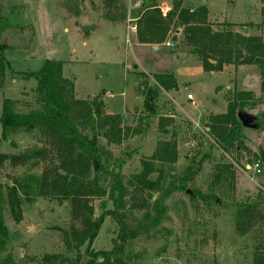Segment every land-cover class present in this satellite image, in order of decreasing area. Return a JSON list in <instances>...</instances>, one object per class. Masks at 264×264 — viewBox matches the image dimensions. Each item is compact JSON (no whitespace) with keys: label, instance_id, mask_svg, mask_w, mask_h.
Here are the masks:
<instances>
[{"label":"rangeland","instance_id":"rangeland-1","mask_svg":"<svg viewBox=\"0 0 264 264\" xmlns=\"http://www.w3.org/2000/svg\"><path fill=\"white\" fill-rule=\"evenodd\" d=\"M156 1L170 8L205 5L213 29L258 34L264 40V25L260 24L264 0ZM120 3L126 10L125 18L113 21L107 12L116 13V6L109 8L105 0H0V17L9 20L0 35L8 61L0 72V113L5 97L19 112L37 107L36 80L27 74L37 70L45 58L61 60L63 75L73 81L75 98L99 101L97 110L102 115L120 114V136L104 134L101 128L94 132L82 125L80 128L90 136L95 133L107 150L108 170L119 174L125 188L117 207L106 181L104 194L78 201L76 208L81 214L77 218L69 198L45 189L30 199L23 197L17 216L6 201L3 218L10 233L7 252L16 264H83L87 244L78 246L74 237L75 230L83 227V216L101 220L90 247L112 249L121 239L119 224L109 212L121 211L133 220L150 209L159 195L158 189L146 185L139 176L148 170L146 178L159 179L162 186L170 188L164 199L165 216L156 227L124 243L123 258L128 264H252L255 250L264 246V222L248 224L242 234L235 210L252 198L264 205V165L259 162V171L247 166L257 160L254 153L264 136L259 66L238 62L225 63L220 70H206L200 54L190 51L172 24L164 40L170 44L164 43L166 48L157 50L159 55L153 58L151 49L133 45L136 34L130 31L125 38L121 34L129 5L141 8L144 0ZM179 28L182 32V26ZM157 72L176 73L180 91L160 89L152 112L143 104L141 83L153 87L152 75ZM238 90L252 92L236 116L240 120L238 115H244L253 125L241 122L243 142L223 147L208 131L209 115L225 112ZM189 92L195 105L187 99ZM132 96L128 108L125 103ZM164 146L176 151L175 159H169V154L162 157ZM0 152L31 155L27 161L6 159L2 163L0 190L4 194L16 179L27 174L64 172L55 145L36 128L20 129L1 138ZM189 164L197 170L181 181ZM93 176L91 168L88 177Z\"/></svg>","mask_w":264,"mask_h":264},{"label":"trees","instance_id":"trees-1","mask_svg":"<svg viewBox=\"0 0 264 264\" xmlns=\"http://www.w3.org/2000/svg\"><path fill=\"white\" fill-rule=\"evenodd\" d=\"M120 1L105 0L109 8L116 6L117 9V12L113 14L108 9L107 17L110 20L125 18L126 10ZM207 13L208 9L205 5H198L195 8L173 5L165 14H162L156 0H144L143 11L137 18L136 37L139 42L159 43L166 39L171 24L175 28L182 26V40L189 46L191 52L200 54L202 66L206 70H220L225 63H255L259 66L263 76L261 87L264 92V40L258 34H241L230 28L213 29L207 21ZM260 24L264 25V17ZM8 26V17L1 16L0 35ZM5 47L6 44L0 40L1 73L8 63L3 53ZM27 75L36 80L35 95L38 105L27 112H19L14 109L10 98H3L0 113V139L20 129L36 128L55 145V151L60 159L59 167L64 172L52 170V172L46 171L41 175L27 174L16 179L7 188L5 194L0 190V264H16L12 254L6 249L10 238L3 218V206L6 201L12 213L17 216L20 215V202L23 197V199H30L32 194L45 189L48 193L53 192L55 195L69 198L73 207V215L77 218L80 212L76 208L78 201L88 195L104 194L103 185L106 181H109L107 187L110 198L117 207L122 201L125 190L119 174L108 170L106 166L108 154L104 145L98 141L95 133L90 136L80 128L82 125L92 132L96 128H101L104 134L111 132L120 136V114L102 115V112L97 110L99 101L92 99L89 102L75 98L73 81L63 75L61 60L45 58L37 70H32ZM152 76L155 82L153 87L142 82L141 90L145 93L144 106L153 112V100L158 91L174 89L177 81L171 72H157ZM251 96V91L238 90L229 100L225 112L209 115L208 131L223 147L236 146L243 142L241 121L236 116V110L242 108L244 101ZM162 150L163 158L169 154L171 155L169 159H175V150L170 151L166 146ZM40 153L41 151H36V155ZM28 156H31L30 153L0 152V166L6 159L27 161ZM254 156L264 165V136L263 144L259 146ZM144 164L147 166V162ZM91 168L94 176L90 179L88 173ZM196 170L197 168L194 169L189 164L182 174L181 181L190 178ZM147 172L148 170L142 172L139 175L140 178L152 189H158L159 195L150 209L133 220L124 212L117 210L109 212L119 224L121 239V242L114 245L112 249L96 250L90 247L101 225V220L94 221L90 216H83V227L74 232L78 246L87 244L86 259L83 264H128L123 258L124 243L156 227L165 216L164 199L170 188L168 185L162 186L159 179L146 178ZM235 216L237 228L243 234L248 224L257 220L264 222V205L257 198H252L237 206ZM252 264H264V246L255 250Z\"/></svg>","mask_w":264,"mask_h":264},{"label":"crops","instance_id":"crops-1","mask_svg":"<svg viewBox=\"0 0 264 264\" xmlns=\"http://www.w3.org/2000/svg\"><path fill=\"white\" fill-rule=\"evenodd\" d=\"M143 2V1H142ZM131 6L132 5H129V7H128V10H127V16H126V19H125V21H126V24H124L123 26H121V28H122V31H121V34H122V32H123V35H124V38L130 33V31H131V34L132 35H134V34H136V30L135 31H133V30H130L129 29V25H131V24H129L128 22L129 21H135V22H133V24H135L136 25V23H137V18H138V16H139V14L143 11V3H141V8H135L136 6H134V9H132L131 8ZM170 7V6H169ZM193 8V7H192ZM132 12V13H131ZM163 14V13H162ZM128 21V22H127ZM132 23V22H131ZM179 30V33H181V29L179 28V27H177V31ZM114 38H115V41L117 40V35H115L114 36ZM125 40V39H124ZM117 42V41H116ZM133 45L136 47V48H138V49H151L152 50V52H153V58H155L157 55H159V50L160 49H165L166 47H165V45H164V41H162V42H159V43H148V42H139L138 41V39H137V37H136V35H135V40H134V43H133ZM158 50V51H157ZM126 51H128L127 49H126ZM154 61V59L152 60V62ZM152 62L151 61H149V62H147L148 64H152ZM153 65V64H152ZM154 66H155V64H154ZM157 66V65H156ZM154 70H156V69H154ZM146 73H148V75H150V73H149V71H147ZM177 74L176 73H174V76H175V78H176V81H177V85H176V87L174 88V89H171V90H173V91H176V92H179L180 91V82H179V78H178V76H176ZM163 91H165V92H168V91H166V90H164L163 89ZM122 94H124V91H122ZM132 101H133V96L131 97V101H129V99L128 100H126V103H125V106H127L128 108L129 107H131V105H132Z\"/></svg>","mask_w":264,"mask_h":264},{"label":"built area","instance_id":"built-area-1","mask_svg":"<svg viewBox=\"0 0 264 264\" xmlns=\"http://www.w3.org/2000/svg\"><path fill=\"white\" fill-rule=\"evenodd\" d=\"M159 7L162 8V13L163 14H165L170 9V7H167V5H164V7H162V6H159ZM128 27H129V29H131L133 31L136 30V25L135 24H131ZM164 43L166 45H169L170 44V42L168 40H166ZM186 96H187V99L188 100H191V102L195 105V98L193 96V93L192 92H189V93L186 94ZM247 166H252L257 171L260 170L259 161L258 160H256L252 165H247Z\"/></svg>","mask_w":264,"mask_h":264},{"label":"water","instance_id":"water-1","mask_svg":"<svg viewBox=\"0 0 264 264\" xmlns=\"http://www.w3.org/2000/svg\"><path fill=\"white\" fill-rule=\"evenodd\" d=\"M238 116H239V118H240V120L242 122V125H244V126H251V125H253L251 122H249V120H248L247 117H244V115L239 114Z\"/></svg>","mask_w":264,"mask_h":264}]
</instances>
